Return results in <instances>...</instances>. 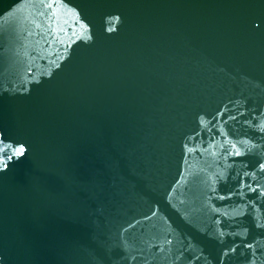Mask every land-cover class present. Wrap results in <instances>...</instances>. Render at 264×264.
Masks as SVG:
<instances>
[{"label": "water", "instance_id": "1", "mask_svg": "<svg viewBox=\"0 0 264 264\" xmlns=\"http://www.w3.org/2000/svg\"><path fill=\"white\" fill-rule=\"evenodd\" d=\"M0 264H264V0H0Z\"/></svg>", "mask_w": 264, "mask_h": 264}]
</instances>
